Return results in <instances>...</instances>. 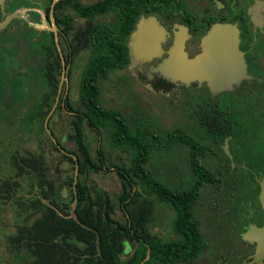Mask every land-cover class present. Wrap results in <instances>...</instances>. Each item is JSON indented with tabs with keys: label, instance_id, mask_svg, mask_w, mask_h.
<instances>
[{
	"label": "flooded vegetation",
	"instance_id": "flooded-vegetation-1",
	"mask_svg": "<svg viewBox=\"0 0 264 264\" xmlns=\"http://www.w3.org/2000/svg\"><path fill=\"white\" fill-rule=\"evenodd\" d=\"M52 1L16 0L14 3L17 8L23 5H28L25 8L39 7L43 14L39 26L43 33L39 39L26 37L32 24L25 20L28 25L24 26L19 21L21 18H29L26 15L28 11L25 17L23 15L13 19L3 30H16L15 38L20 50L25 53L24 63L19 64L23 68L19 70L30 67L31 71L38 70L45 74L44 94L48 91V72H59L55 98L63 71L67 77V81H62L56 106L51 111L54 98L53 105L44 115L45 120L50 111L48 119L55 113L60 114L54 123L58 129L51 126L56 143L52 140L55 143L52 145L50 137V145L47 139L44 142L50 160L51 152L56 147V151L62 152L61 158L66 159L61 160V163H71L66 157L70 156L67 152L70 144L64 142L69 127L67 119L82 114L79 108V81L76 100L71 98V72L80 71L81 75L96 50L98 38L114 39L119 44V48L113 44L114 51L126 54L128 61L122 67L112 69L106 79L114 70H126L128 73L121 78L122 81H130L136 87H146L169 96L171 103L182 109L184 127L180 125L171 129L167 136L180 131L203 147L195 157L196 165L203 175L201 196L206 207L212 209L215 219L225 216L223 225L229 230L228 248L220 247L212 253L210 250L192 261H179L175 264H264V247L259 251L254 238H243L250 224L264 227V210L259 199L260 181L264 176V0H56L53 16L59 49L50 18ZM10 3L11 0L3 1V11L11 6ZM0 11L2 14L1 7ZM145 18H153L162 30V36L154 34L145 39L148 41L146 44L136 35L141 20ZM217 23H227L238 29L239 49L243 52L249 75L238 86L212 93L205 82L166 79L153 72L168 55L167 51L175 38L183 40V51L187 58H191L200 52L204 34ZM23 31L26 32L21 34ZM17 33L23 37L17 36ZM35 39L40 45L36 55L47 59H43L41 64L36 62L31 53L33 51L30 47ZM52 41L55 50L51 47ZM149 44L152 46L144 47ZM144 54L155 55L145 59L142 57ZM5 92L3 97L0 96V115L4 116L0 132L10 137L21 130L16 131L15 125L7 122L16 105ZM18 106L21 113L28 115L26 108L29 109L30 103H19ZM25 125L27 127L24 131H30L28 124ZM84 126L98 135L102 133L87 123L83 124V129ZM63 129L66 130L62 132ZM2 145L0 141V160L3 162L0 174H13L9 163L12 150L3 149ZM188 168L193 172L191 167ZM66 169H58L59 182L63 181ZM209 173L212 176H208ZM63 187L66 188L65 183L60 187L62 194ZM0 207L13 209L9 204L0 203ZM2 212L3 209L0 215ZM214 252L215 255H212Z\"/></svg>",
	"mask_w": 264,
	"mask_h": 264
},
{
	"label": "trees",
	"instance_id": "trees-1",
	"mask_svg": "<svg viewBox=\"0 0 264 264\" xmlns=\"http://www.w3.org/2000/svg\"><path fill=\"white\" fill-rule=\"evenodd\" d=\"M15 1L11 0V6L2 10V14L17 9ZM2 14L0 11V20ZM29 30L28 38L39 39L43 33L39 29ZM36 39L30 48L36 62L41 64L44 58L36 55L40 49ZM113 44H117L114 39H97L96 50L80 75L82 114L67 119L66 139L71 144L67 150L70 156H65L73 171L78 164L76 183L73 174L65 175L59 182L58 171L49 173L50 158L40 141L41 146L34 149L20 151L14 146L9 158L13 174L0 176V203L13 207L15 220L11 221L12 230L5 235L3 247L0 246V264H175L192 261L205 250L207 243L195 212L203 185L195 157L203 147L180 131L161 139L139 116L128 120L120 110L101 104V82L112 69L128 61L126 54L114 51ZM51 47L55 50L54 45ZM37 73L44 81L45 74L38 70ZM58 76L59 72H48L46 94L42 89L31 95V100H25L30 103V110L26 108L28 115L21 113L19 103L12 101L8 88L5 90V95L17 106L7 121L15 125L16 131H24L26 123L32 130L38 121L40 129L46 131L44 115L53 105ZM2 119L4 116L0 115V125ZM84 123L105 131L110 150L128 152L126 160L119 155L112 160L111 151H104L99 145L93 154ZM18 135L22 134L11 135L9 140ZM51 144H55L52 139ZM176 145L187 148V162L193 169V180L185 187L165 184L146 167L153 151ZM110 168L120 184L113 197L92 179V175ZM64 183L70 191L68 198L60 191ZM154 198L175 214L167 239L151 232Z\"/></svg>",
	"mask_w": 264,
	"mask_h": 264
},
{
	"label": "rangeland",
	"instance_id": "rangeland-1",
	"mask_svg": "<svg viewBox=\"0 0 264 264\" xmlns=\"http://www.w3.org/2000/svg\"><path fill=\"white\" fill-rule=\"evenodd\" d=\"M33 1L38 2L39 0ZM27 6L28 5H23L19 8L24 10L23 15L28 11L26 15H28L29 18H21L19 21L24 26H27V22H29L32 24V28L39 29L43 14H41L39 7L25 8ZM14 32H16V30H14ZM14 32L8 29L0 32V96H2L5 92L4 90L8 88L10 97L14 103H24L25 100H31V95H37L43 88L46 90V85L44 86L42 76L37 73V70L31 71L30 67L26 70H19L23 68L19 67V64L24 63L23 59L25 53L20 50V45L17 43ZM25 32L26 31H23L21 34ZM21 34L17 33L16 35L20 36ZM20 37L22 38L23 36ZM10 65H12L13 68L9 69L8 67ZM127 73L126 70H114L109 74L108 79L102 82L103 89L100 97L103 106L120 110L125 116H128V120H130L132 116H139L142 123L149 127L151 126L154 131H157L156 135L160 136L161 139L168 137L167 135L169 134L167 132L171 129L183 125V111L177 107L178 105L175 106L174 103H171L172 99L169 96L162 95L161 93L159 94L158 91L153 92L146 87H136L130 81H122L121 78H124ZM70 77V83L73 86L71 98L75 101L80 71L71 72ZM59 116L60 114L55 113L48 119L47 123L49 130L52 129L51 126L57 122ZM62 127L63 125H61V128ZM183 127L184 126H182V128ZM64 130L66 129H63L62 132H64ZM84 130L90 142L93 154H95L96 148L99 145L102 150L111 151L112 160H114L115 155H119L123 160H126V157L129 156V153L126 151L123 152L118 149L110 150L105 131H103L101 135H98L94 131H89L87 126H84ZM20 133L22 135L15 136L16 138L11 141L9 140V136H3L0 132V141L3 144V149L12 151H14L15 148L20 151L26 148L34 149L41 146L40 142L44 144L46 139L48 141L47 144L50 145V136L47 131L40 129L39 121L37 122V126L35 123L32 130H21ZM5 136L8 137L7 139L9 141ZM64 142L66 144H71L70 141L66 139ZM181 146H170L167 150H164V147L153 151L146 165L147 169H149L156 178L165 184L176 187H185L192 182L194 177L193 172L189 170V165L186 163L187 148ZM61 154L62 152L52 150L51 160H48L50 174H54L55 171H58V164L61 163V160H66L65 158H61ZM55 159L56 161H54ZM109 162L110 161H106V164H109ZM2 165L3 162L0 160V172L2 171ZM72 167L73 165L70 163L69 167L64 170L67 176L71 174L74 175L75 170L73 171ZM0 176H2V174H0ZM92 179L101 187L108 190L112 197L119 192L120 184L112 168L102 173L92 175ZM65 194L66 198H68L70 195L68 188H66ZM71 206L73 207V203H71ZM2 209L3 212L0 215V246L3 247L5 235L12 230L11 221L14 222L15 220L10 208L0 207V210ZM154 211L155 217L151 225V232L167 239L175 214L169 206L156 201L155 198ZM195 212L207 243L205 250L200 253V256L206 255V252L210 250L211 253L214 249L215 251L219 250L220 247L228 248V243L230 241L228 237L229 230L223 225V223L225 224V216L223 217L222 215V217L215 219L212 209L206 207L202 196L196 203ZM118 216H121V214L118 213ZM212 255H215V252Z\"/></svg>",
	"mask_w": 264,
	"mask_h": 264
},
{
	"label": "water",
	"instance_id": "water-1",
	"mask_svg": "<svg viewBox=\"0 0 264 264\" xmlns=\"http://www.w3.org/2000/svg\"><path fill=\"white\" fill-rule=\"evenodd\" d=\"M3 1L4 0H0V7L2 10ZM55 2L56 0H53L51 4L50 18L53 25L52 30L55 34L56 45L59 49L56 35V23L53 16V6ZM23 11L22 8H17L10 13L3 12V17L0 20V32L3 31L13 19L23 17ZM154 34L162 36V30L156 25L155 20L153 18L142 19L136 34L138 39L142 38L144 42L146 38H150V36L152 37ZM238 34V29L230 24H214L202 37L200 52L191 58H187L183 51V40L175 38L173 45L167 51L168 55L153 69V72L160 74L166 79H179L182 82H188L190 80L205 82L212 93L231 90L238 86L240 81L249 77L243 52L239 49ZM158 47L156 48L158 49ZM153 55L155 54H144L142 57L148 59ZM62 63L64 64L63 57ZM64 74L65 72L63 71L57 96L51 111L57 104L62 81H67V77ZM48 116L44 120V127L50 138L56 143L51 130L48 129ZM53 127L55 130L58 129L55 125ZM73 157L76 159L75 156ZM68 165V161H63L59 165V168L66 169ZM77 165L76 163L74 184L77 180ZM62 192L63 195H65V187H63ZM259 199L264 210V176L260 181ZM243 238H254L258 243L257 250L260 251L264 247V227L258 228L250 224L248 229L243 233Z\"/></svg>",
	"mask_w": 264,
	"mask_h": 264
},
{
	"label": "bare ground",
	"instance_id": "bare-ground-1",
	"mask_svg": "<svg viewBox=\"0 0 264 264\" xmlns=\"http://www.w3.org/2000/svg\"><path fill=\"white\" fill-rule=\"evenodd\" d=\"M178 38H179V37H178ZM147 42H148L147 40L144 41L145 44H146ZM150 46H152V45L149 44V45H147V46L145 45L144 47H150Z\"/></svg>",
	"mask_w": 264,
	"mask_h": 264
}]
</instances>
